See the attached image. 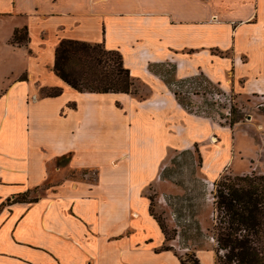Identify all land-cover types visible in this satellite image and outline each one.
Segmentation results:
<instances>
[{
	"label": "crops",
	"instance_id": "crops-1",
	"mask_svg": "<svg viewBox=\"0 0 264 264\" xmlns=\"http://www.w3.org/2000/svg\"><path fill=\"white\" fill-rule=\"evenodd\" d=\"M0 23L5 44L21 48L25 61L0 88V264H181L174 249H163L168 241L144 187L158 179L157 165L171 151L198 144L201 157L213 153L207 180L234 157L228 143L223 152L214 148L217 122L187 114L154 66L170 62L176 79L202 73L239 97L264 99V0H0ZM23 28L26 40L12 43ZM67 39L118 51L147 97L79 92L64 83L53 64ZM51 88L59 94L43 93ZM100 96L115 98V108L136 103L150 118L138 146L160 158L150 170L137 165V179L116 163L81 157L95 139L92 100ZM65 154L66 170L95 169L97 180L63 177L46 185L63 172L52 167ZM194 251L200 264H217L215 242Z\"/></svg>",
	"mask_w": 264,
	"mask_h": 264
},
{
	"label": "rangeland",
	"instance_id": "rangeland-1",
	"mask_svg": "<svg viewBox=\"0 0 264 264\" xmlns=\"http://www.w3.org/2000/svg\"><path fill=\"white\" fill-rule=\"evenodd\" d=\"M2 25L0 23L1 89L10 82L8 80L14 79L12 76H4L11 71L20 72L25 63L21 57V48L5 44L6 29ZM21 35L24 37V30H20V37ZM12 43L15 42L12 40ZM220 69L224 74L226 64H221ZM154 70L178 93V100L183 103L187 114L196 118H211L217 122L218 133L215 138L218 147H213L217 150L220 148V152H223L221 145L228 143L223 147L228 146L229 150H234L233 153L230 151L234 158L224 164L223 169L219 166L223 172L213 180H207L205 172L209 169L204 168L213 153L209 154V158L201 157L198 144L186 150L171 151L167 157L160 159L161 162L157 165L161 167L158 179L154 177L144 187L143 195L152 203V213L160 218L167 228V236L170 238L167 245L172 246L178 255L188 261V256L195 253L196 248L215 242L207 230L211 228L212 219L215 218L212 195L214 182L219 181L222 176L264 174V99L239 97V94L231 89V85L229 88L216 85L202 73L176 79L173 74L174 64L170 62L160 63L154 66ZM132 82L131 89L135 93L133 98L145 99L148 93L145 84L141 81ZM57 90L59 88H51L43 93L50 94ZM115 100L109 96L92 100L98 108L93 114L94 126L91 128L95 139L86 141L87 149H84V153L81 152V157L96 159L102 165L116 163L115 165H121L128 170L129 174L135 172V178L137 165L147 166L150 170L152 164L154 165L160 157L147 155L145 148L138 146L141 137L148 138L147 130L151 127L148 114H142L136 103L132 104L130 101H118V107L115 108ZM260 103L263 105L258 107ZM69 107L76 108V104L71 103ZM76 115L72 116L75 118ZM235 119L238 121L229 126V121ZM103 136L106 137L104 145ZM67 156L71 158V154H65L57 158L59 163L55 160L52 168L58 166L63 172H53L46 185L53 180L60 181L63 177L73 180L88 179L92 182L97 180L95 169L66 170L70 161ZM196 226L200 227L203 234H198Z\"/></svg>",
	"mask_w": 264,
	"mask_h": 264
},
{
	"label": "trees",
	"instance_id": "trees-1",
	"mask_svg": "<svg viewBox=\"0 0 264 264\" xmlns=\"http://www.w3.org/2000/svg\"><path fill=\"white\" fill-rule=\"evenodd\" d=\"M21 30L25 31L24 37H20V30L14 31L13 42L17 44H22L27 38L26 28ZM53 71L79 92L135 94L131 89L130 72L123 66L122 55L99 43L62 40L55 50ZM59 92L47 95L55 96ZM174 93L178 98V93ZM237 121H229V126ZM212 195L215 218L207 230L216 242L217 264H264V174L222 176L214 182ZM150 200L153 201L152 197ZM150 213L168 241L165 224L152 213L151 208ZM196 230L199 235L203 234L199 226ZM163 249L173 250L170 245ZM188 257L187 261L179 255L180 263L200 264L194 252Z\"/></svg>",
	"mask_w": 264,
	"mask_h": 264
},
{
	"label": "bare ground",
	"instance_id": "bare-ground-1",
	"mask_svg": "<svg viewBox=\"0 0 264 264\" xmlns=\"http://www.w3.org/2000/svg\"><path fill=\"white\" fill-rule=\"evenodd\" d=\"M212 142H213V143H216V139L212 138ZM215 145L218 147L217 144H215ZM216 146H215V147H216Z\"/></svg>",
	"mask_w": 264,
	"mask_h": 264
},
{
	"label": "built area",
	"instance_id": "built-area-1",
	"mask_svg": "<svg viewBox=\"0 0 264 264\" xmlns=\"http://www.w3.org/2000/svg\"><path fill=\"white\" fill-rule=\"evenodd\" d=\"M211 240L213 241V238H211Z\"/></svg>",
	"mask_w": 264,
	"mask_h": 264
}]
</instances>
